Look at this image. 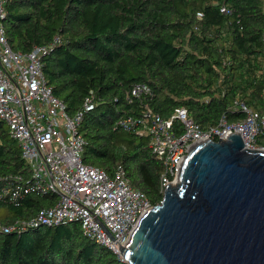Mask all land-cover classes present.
Returning <instances> with one entry per match:
<instances>
[{
  "label": "trees",
  "instance_id": "obj_1",
  "mask_svg": "<svg viewBox=\"0 0 264 264\" xmlns=\"http://www.w3.org/2000/svg\"><path fill=\"white\" fill-rule=\"evenodd\" d=\"M5 11L16 51L60 37L42 62L69 114L93 98L80 127L83 160L109 174L123 165L154 205L163 197V163L149 134L140 133L148 109L170 118L186 107L204 129L223 115L228 122L243 118L235 100L264 112V0H5ZM140 83L149 92L133 95ZM125 117L135 118L134 127L120 124ZM173 130L183 131L179 119ZM258 142L264 146V136ZM17 175L29 179V165L0 119V191ZM57 199L30 192L17 204L0 200V264H128L78 221L36 223L40 209Z\"/></svg>",
  "mask_w": 264,
  "mask_h": 264
},
{
  "label": "built area",
  "instance_id": "obj_2",
  "mask_svg": "<svg viewBox=\"0 0 264 264\" xmlns=\"http://www.w3.org/2000/svg\"><path fill=\"white\" fill-rule=\"evenodd\" d=\"M221 11L227 14L231 9L223 5ZM5 15V0H0V119L18 142L29 165L30 177L15 176L14 184L10 182L1 189L0 200L7 198L17 204L26 193H56V203L41 208L34 219L36 223L53 226L78 221L88 237L124 260L117 244L128 242L141 216L154 204L132 185L123 165L118 164L114 173L109 174L83 160L86 142L80 127L85 113L94 107L93 98L87 97L83 108L69 114L43 70L42 57L60 42V37L55 36L50 44H36L28 52L16 51L6 35ZM147 92L149 87L145 83L131 90L137 96ZM235 104L244 111L243 118L228 122L223 115L207 129L195 121L186 107L176 108L170 118L147 110L140 133L149 134L152 150L163 163L162 194L168 184L177 181L185 158L199 142L224 140L229 134L239 132L247 148L264 149L258 142L264 136V112L243 100H235ZM175 119L182 122L180 134L173 130ZM119 122L127 129L137 123L133 117ZM10 228L3 227L5 231Z\"/></svg>",
  "mask_w": 264,
  "mask_h": 264
},
{
  "label": "water",
  "instance_id": "obj_3",
  "mask_svg": "<svg viewBox=\"0 0 264 264\" xmlns=\"http://www.w3.org/2000/svg\"><path fill=\"white\" fill-rule=\"evenodd\" d=\"M128 264H264V149L239 132L195 144L125 245Z\"/></svg>",
  "mask_w": 264,
  "mask_h": 264
}]
</instances>
